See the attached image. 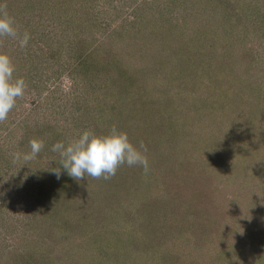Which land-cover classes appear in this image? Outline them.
Segmentation results:
<instances>
[{
  "label": "rangeland",
  "instance_id": "obj_1",
  "mask_svg": "<svg viewBox=\"0 0 264 264\" xmlns=\"http://www.w3.org/2000/svg\"><path fill=\"white\" fill-rule=\"evenodd\" d=\"M4 3L19 33L27 31L30 40L24 49L12 38L0 46L15 65L14 78L27 84L2 126L13 130L10 147L41 139L44 148L33 160L10 159L0 166V264L14 250L34 256L52 249V259L62 257L61 264H86V256L103 253L116 232L144 230L148 208L160 195L164 225L182 215L176 211L181 206L212 215L209 227L216 226L200 254L193 252L195 238L187 237L195 227L188 216L183 226L171 222L165 242L180 253L176 264H264V0H0ZM72 14L81 35L100 45L111 41L106 37L113 20L101 29L104 18L139 16L165 25L163 41L184 34L180 22L194 24L198 35L190 44L192 63L162 66L155 80L145 72L150 80L143 95L151 106L145 109L146 123L154 113L148 133L154 143L146 151L149 170L126 166L116 180L110 178L112 184L97 192L108 205L102 219H96L95 208L78 209L86 199L77 192L69 198L63 191L61 175L58 180L52 171L60 157L48 149L61 137L67 144L84 130L96 132L101 120L96 107L101 92L76 88L67 74L80 47L75 50L72 40L78 31L68 27L52 35L53 29L61 31V16ZM54 126L63 129L57 136L51 134ZM7 141L0 137L1 145ZM62 197L68 204L60 221L52 207L62 204ZM144 208L139 216L137 209ZM145 240L143 253L148 252Z\"/></svg>",
  "mask_w": 264,
  "mask_h": 264
},
{
  "label": "trees",
  "instance_id": "obj_2",
  "mask_svg": "<svg viewBox=\"0 0 264 264\" xmlns=\"http://www.w3.org/2000/svg\"><path fill=\"white\" fill-rule=\"evenodd\" d=\"M74 16L73 14L70 17L61 16L63 18V22L60 21L61 24H63L62 27H60L61 31L56 32L55 29H53L52 31L55 33L52 35L57 36L58 33L63 34L68 27H70V30L74 28V30L78 31L74 32L72 40L76 44L74 49L77 45L80 47L77 51H74L76 55L71 57L72 62L68 63L67 74L75 83L76 88L84 87V92L86 93H94L96 89L101 92L100 98L102 99H100L96 105L97 113L101 116V120H99V129L94 133L97 135L107 134L111 127L115 125L118 130L127 133L130 142L134 146H138L139 142L143 141L146 148L152 147L154 140L151 135L150 137L148 136V133L150 134L154 128V124L151 122L154 113L152 112V115L150 114L149 122L146 123L145 109L149 108L151 110V106L145 99V94L143 95L144 86L147 84L146 82L150 80L148 77L146 78L147 75L145 72L147 71L153 78L158 71H161L162 66L168 67L171 64L192 63V60H195V58L191 55L193 48L190 44L197 40L196 37L198 35H194L193 32L194 29L196 31V27H193L194 24L189 25L180 22L181 27L184 29V34L179 37L175 35H171V37L167 36L164 42L163 37H165L166 34V32H164L166 31L164 29L165 25H162L163 27L160 28L156 23L150 20L146 21L139 16H128L129 18L125 16L117 20L115 17L114 19L104 18V21L100 22L99 27L101 29L108 28L113 20L112 31L109 32L106 37V40L111 38V41L107 44L104 43L105 45H100L103 43H96L90 38L81 35L82 30L77 29L78 17L73 19ZM86 20L88 19L85 18V21ZM157 27L160 29H156ZM191 32H193L194 37L187 40L186 36H190ZM155 78L153 79L155 80ZM99 81L100 84L98 88H96V83ZM161 119H163V117ZM5 121L0 122V137H3L6 141L8 140L11 143L8 145L0 144V166L5 165L7 161L13 159L12 153L14 152H19L21 154L30 152V146L22 142L17 143L16 147H10L14 133L12 132L13 130L8 129L10 126H2ZM54 127L56 129L52 128L51 134L57 136L58 132L60 134L63 129L56 126ZM47 132L50 133V129L47 130ZM61 138L63 139L59 141L64 142L65 138ZM48 149L49 153L54 156L51 148L49 147ZM126 166V164L120 166L117 171L125 169ZM5 170L9 172L8 167H5ZM184 172L185 171L182 173ZM60 178L61 185L64 188L63 191L69 198L71 197L70 193L74 194V192H77L81 199L82 197L84 200L86 199L82 207H79L80 204L75 203V208L79 207L78 209H80L81 212L89 208H95L98 214L96 219H102L108 216L105 209L108 206L107 202H105L106 197L99 195L97 192L100 191L103 193L107 187L112 184L111 179H94L86 176V178L77 181L68 176L63 168L61 169ZM112 178L116 180L117 174ZM56 179L58 178L56 177ZM162 198L163 196L160 195L158 199L156 198L158 203H153L151 208H148V221H140L144 225V230L141 231L137 229L132 234H127L123 231L116 232V239L103 251V253L96 254L93 252L94 255L86 256V264H135V262H137L136 260L140 261V258L148 254L150 255L149 258L147 257L144 263L139 262V264H176L177 255L180 253L176 251L177 249L172 247L170 243L168 244L165 242L168 238H171L166 230L169 231V227L172 226H170L171 222L183 226L182 220L185 216H188L187 219L192 221L191 223L195 225L194 227L190 224L193 229L186 231L188 238H195V241H193L196 250H193V252H200V254H202V247L205 244L207 236L212 232V228L214 230L216 227L215 224H211L209 227L210 223L208 222H213L212 219H209L210 217L212 218V215H208V218L198 215L192 210L188 211L186 208L185 210H180V206L176 208V211L182 215L180 214L181 216L177 218L175 214L174 218L171 217V222L164 225L160 217L162 206L158 205L160 204L159 199L162 200ZM62 201V204L60 203V205L58 204L52 207L53 209L56 208L52 211L60 215V221H63L65 208L68 204L66 203L68 200L63 197ZM103 202H105L106 205ZM46 206H50V204ZM71 209L72 208H70V210ZM143 210H145V208L137 209L138 214L140 212L145 213ZM138 214L136 215L137 219H139L140 216V214L139 216ZM59 230L60 228L58 232H60ZM145 239L149 240V245L146 250L148 252L143 253L141 251L143 249L142 244L145 243L143 241H146ZM97 241L100 240L95 239V242ZM89 243L88 240V244ZM85 244L86 243L82 242L81 247H84ZM88 244L86 249H88ZM207 245L208 244H206V246ZM129 248L131 249L129 250ZM127 251L130 254L124 255L123 253H127ZM53 252V249L50 252H48V250H43L31 256V253L27 250H14L6 254L7 259L4 261V264H61L62 259L60 260V258L62 257H59V260L52 259ZM189 254L192 255L191 252H189ZM208 254L210 255V252ZM230 254L234 255L233 253ZM129 256H133L132 259L128 258ZM185 257L187 258V255ZM237 257L243 256L237 255Z\"/></svg>",
  "mask_w": 264,
  "mask_h": 264
},
{
  "label": "clouds",
  "instance_id": "obj_3",
  "mask_svg": "<svg viewBox=\"0 0 264 264\" xmlns=\"http://www.w3.org/2000/svg\"><path fill=\"white\" fill-rule=\"evenodd\" d=\"M5 38L16 40L21 49L26 48L30 40L27 31L22 35L19 33L14 18L7 12L6 3L0 4V46ZM15 71L11 57L0 52V122L7 120L17 100L24 96L27 88L22 77L14 78ZM43 148V140L33 139L30 141V152L23 154L14 152L13 160L14 162L20 159L33 160ZM51 151L58 153L60 157L59 166L52 170L57 178L61 175V168L77 181L86 176L108 180L125 164L129 167H141L145 173L149 170V162L145 155L147 148L143 141L134 146L127 133L118 130L115 125L104 135L84 130L67 144L64 142L53 144Z\"/></svg>",
  "mask_w": 264,
  "mask_h": 264
}]
</instances>
